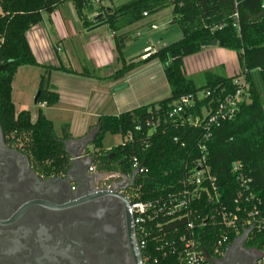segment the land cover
<instances>
[{
	"label": "trees",
	"instance_id": "16d2710c",
	"mask_svg": "<svg viewBox=\"0 0 264 264\" xmlns=\"http://www.w3.org/2000/svg\"><path fill=\"white\" fill-rule=\"evenodd\" d=\"M98 1L101 5L103 0ZM65 3L73 5L84 29L102 21L107 22L113 35L116 61L121 65L111 78L123 79L141 65L158 61L171 91L164 100L119 115L101 116L96 125L89 129V133L95 130L91 143L93 150L86 151L85 155L91 158L92 166L96 170L132 176L134 160L137 159L138 168L145 172L137 173L134 190L140 200L155 201L180 190V181L188 169L205 155L206 163L216 177L222 204L232 211L239 206L241 210L245 206L250 210L258 205L264 215V108L251 74L259 71L264 89V0H134L110 8V11L101 5L97 10L100 15L96 23L88 21L85 16L87 10H93L92 0H0L4 11V16L0 18V66L3 67L0 70V122L10 143L20 146L47 177H64L68 174L71 159L66 152L65 142L73 140V137L66 128L62 135H58L53 122L41 110L35 121H32L31 113L27 110L17 113L12 100V84L20 68H43L45 72L41 76L35 103L53 107L60 100L56 89L50 84L53 71L95 77V69L90 71L84 68L78 73L63 65H40L28 44L27 32L40 24L45 15L50 17ZM168 8L172 9L171 22L179 26L182 38L149 53L142 61L126 62L123 50L129 37L127 34H115L142 21L144 13L151 16ZM213 41L237 53L240 74L245 75L251 85V102L241 105L232 120L214 127L209 140L205 141L208 134L206 127L203 124L197 127L189 125V118L201 116L204 109L216 108L225 96L235 92L233 81L238 78L205 72L202 76L204 85L200 88L187 78L184 59L198 54L203 43ZM200 92H204L202 98L198 97ZM207 93L210 95L206 96ZM183 97L192 98L193 106L179 115L173 114L175 105ZM108 134L121 136L123 142L105 149L104 140ZM128 134L131 135L130 139ZM201 145L207 148L206 153L200 151ZM235 163L240 164L236 174L232 172ZM238 177H243L247 183L242 186ZM258 198L261 199L260 204L257 203ZM192 208L199 215L196 224L208 214L211 216L202 229L206 237L203 245L210 252L225 227L214 213H210L212 207L205 201ZM185 224L186 221L182 220L164 227L168 240H173L171 231L175 228L185 234ZM147 231L145 249L148 255L160 264H172L162 257V251L158 249L160 244H164L159 230L152 227ZM234 238L235 234L232 233L224 248ZM245 244L264 252V229L251 233ZM175 258L171 257L173 262Z\"/></svg>",
	"mask_w": 264,
	"mask_h": 264
},
{
	"label": "flooded vegetation",
	"instance_id": "af4514ba",
	"mask_svg": "<svg viewBox=\"0 0 264 264\" xmlns=\"http://www.w3.org/2000/svg\"><path fill=\"white\" fill-rule=\"evenodd\" d=\"M89 169L78 163L72 181L69 172L45 176L0 122V264H148L131 209L132 176ZM259 255L239 245L219 263L258 264Z\"/></svg>",
	"mask_w": 264,
	"mask_h": 264
},
{
	"label": "crops",
	"instance_id": "0c3cea01",
	"mask_svg": "<svg viewBox=\"0 0 264 264\" xmlns=\"http://www.w3.org/2000/svg\"><path fill=\"white\" fill-rule=\"evenodd\" d=\"M99 15L98 11L93 10L92 13H86L85 16H87L88 21L96 23V19ZM153 16L154 15L145 17L142 21ZM140 22L123 29L115 35L118 36L131 33V28L135 27ZM152 25L156 26L154 22L148 23L150 29ZM90 28L84 29L83 23L77 15L73 5L71 3H65L59 6L50 17L45 15L43 21L32 27L26 34L31 51L40 65H47L41 58V53L45 48L48 49V47L52 45L57 49L56 54L58 55L61 51V47H63L66 52L69 42L74 38H82L81 48L84 51V58L78 68L64 65L59 55L58 63H50L48 65L55 67L63 65L67 69L80 73L84 68H87L88 63H90L96 71L94 74L96 78L53 71L50 76V84L59 94L60 100L58 104L53 107H47L45 104L38 105L34 101L44 115L45 108L60 112L63 116L68 133L72 135L73 141L77 143L82 139L91 138L92 135H95V130L89 133V129L96 125L101 116L119 115L142 106H147L168 98L171 93L164 75L163 67L158 61L141 65L127 74L123 79L114 80L111 78L121 68L114 54L113 35L107 26L100 27L93 31H89ZM139 29L140 28H138V30ZM141 35L140 32L137 33V36ZM128 42H126V47ZM157 49H160V47L146 44L143 50L132 58H126L123 54L124 60L128 63L133 60L139 62L147 57L146 54L149 52L153 53ZM184 69L187 78L193 80L195 84L196 81L202 83V76L205 72H215L227 78L234 76L239 77L241 72L237 53L222 48L218 44L216 46L203 47L198 54L185 58ZM19 70L16 76L19 74ZM97 77H100V79ZM123 83H128V88L114 94L113 89ZM15 86L14 79L12 84V100L16 108L15 98H20L21 92L18 91L19 88L16 92ZM24 109L26 110V108H23V110ZM16 112L18 113L20 111L16 109ZM31 116L32 121H34L32 114ZM75 145L78 148L80 144ZM90 145L91 143L89 142L87 146L81 150L85 158H90L85 155ZM259 256L260 258L264 256V252H260Z\"/></svg>",
	"mask_w": 264,
	"mask_h": 264
},
{
	"label": "built area",
	"instance_id": "2783aa9c",
	"mask_svg": "<svg viewBox=\"0 0 264 264\" xmlns=\"http://www.w3.org/2000/svg\"><path fill=\"white\" fill-rule=\"evenodd\" d=\"M96 2L99 1L96 0ZM3 16L4 11L0 5V18ZM144 17H148L147 13H144ZM151 29H157V27L152 25ZM233 82L236 86L234 93L225 96L216 108L204 109L201 116L190 117L188 120L189 125L197 127L203 124L206 127L208 134L204 138L205 141L209 140L210 131L214 127H220L222 123L232 120L237 115L241 105L251 102V85L247 81L246 76L240 74ZM209 95V93L206 94V96ZM193 104L194 100L192 98L183 97L175 105L173 114L179 115L190 109ZM137 130H140V128H137ZM128 138H131L130 134H128ZM200 151L206 153L207 148L201 145ZM138 165V161L135 159V171L141 174L145 172L144 169L138 168ZM239 169L240 164L235 163L232 172L236 174ZM89 170L94 172L96 169L91 166ZM238 179L241 181L242 186L247 183L243 177H238ZM180 186V190L155 201L140 200L137 191L134 188L132 189L130 193L131 209L134 214V225L137 227L139 243L142 249L146 250L148 242L147 230L153 227L158 229L161 236L164 237V244H160L158 249L162 251V257L168 262H172V264H219L220 260L226 256L229 247L246 231L252 230L251 233H253L255 230L264 229V215L258 209V205H255L250 210L245 205L243 210H241L239 206L232 211L222 204L216 177L212 173L211 167L206 163L205 155L196 162L195 166L188 169L187 174L180 181ZM201 201H205L208 206L211 205L210 213H214L225 227L223 234L220 235L216 244L213 245V250L210 252L203 245L206 237L202 229L209 218L211 219V216L208 214L196 224L199 215L197 210L192 208L194 205L200 204ZM257 203H261L260 198L257 199ZM192 217H194L193 220ZM182 220L186 221V233L181 234L179 229L175 228L171 231L174 238L169 241L168 233L163 230L164 227ZM241 229L242 231H240ZM232 233L235 234L233 242L224 248L229 242ZM155 241L158 242V239L155 238ZM172 256L176 257L174 262L171 259ZM146 259L148 264H160L157 259L151 257L148 253ZM258 264H264V257Z\"/></svg>",
	"mask_w": 264,
	"mask_h": 264
},
{
	"label": "rangeland",
	"instance_id": "374dc122",
	"mask_svg": "<svg viewBox=\"0 0 264 264\" xmlns=\"http://www.w3.org/2000/svg\"><path fill=\"white\" fill-rule=\"evenodd\" d=\"M134 0H103L102 6L106 8L119 7L126 3H129ZM100 3L96 2V0H92V8L93 10H98L101 7ZM92 10V11H93ZM91 11V12H92ZM87 13L90 11L87 10ZM90 12V13H91ZM172 9H165L153 17L145 19L144 21L137 24L135 27L131 28L132 32L128 33L129 42L127 43V47L123 50V54L126 58H132L136 56L143 50V47L146 44H150L155 47H164L166 45L172 44L179 39L182 38V32L179 26L175 23H172ZM154 22L157 26L156 30H151L148 27V23ZM138 28H140L138 30ZM140 32L142 35L137 36V33ZM44 34V33H43ZM55 45V44H54ZM67 51L61 47V51L58 53L62 63L66 66H72L73 68H78L79 64L83 62L84 51L82 47V38H74L71 42L67 44ZM158 50V49H157ZM42 52V51H41ZM57 49L50 45L41 53V58L48 65L50 63H58V55ZM151 53V52H149ZM148 53V54H149ZM146 54V56H148ZM87 68L92 71L93 67L90 63H88ZM44 69L40 67H30L26 66L19 70V74L15 77V90L17 89L20 94V98H15L16 109L17 111H22L23 108L30 111L33 115V120L37 119L39 108L38 105L34 103L35 97L39 92V85L41 81V76L44 74ZM252 79L255 85V88L260 96V103L264 108V89L261 81V76L259 71H253ZM195 83V82H194ZM204 85L203 77L202 83L200 81H196V86L198 88ZM204 96V92H200L198 97L202 98ZM25 110V109H24ZM45 115L47 118L51 119L54 123L55 131L58 135L63 134V130L66 128L63 116L60 112H55L53 109L45 108ZM123 139L119 135H111L108 134L104 140V148L110 149L116 147L122 143ZM93 147L90 145L87 151H92Z\"/></svg>",
	"mask_w": 264,
	"mask_h": 264
},
{
	"label": "water",
	"instance_id": "95a60500",
	"mask_svg": "<svg viewBox=\"0 0 264 264\" xmlns=\"http://www.w3.org/2000/svg\"><path fill=\"white\" fill-rule=\"evenodd\" d=\"M108 11H110V8L108 9ZM103 26H107V22L106 21H102L99 24L91 27L89 29V31L96 30V29H98L100 27H103ZM216 45H217V42L216 41L203 43V47H206V46H216ZM2 69H3V67L0 66V70H2ZM127 88H128V83H123V84L115 87L113 89V93L114 94L119 93V92H121L123 90H126ZM37 96H38V94H37ZM37 96L35 97V100H36ZM93 138H94V135H92L91 138L82 139L79 143H77L76 141H73V140L65 142L66 152H67V154L69 155V157L71 159V161H70L71 168L69 170L68 178L71 177V173L74 171V169H75V167H76V165L78 163L85 162V165H86V167L88 169L91 167V165H92L91 158H85V157H83L81 150H83V148H85V146H87V144L89 142L92 143ZM74 144H80V147H79L78 151L72 153V152H70V148ZM136 175H137V172L135 171L133 173L132 177H131V182H132L131 184L132 185L134 184ZM69 181H72V178H70ZM251 231L252 230L246 231L237 241H235L229 247V249L227 250V253H228L229 250L237 249L239 245H241L242 247H244L245 246V243L247 242V239H248V237H249V235L251 233ZM227 253H226V255H227ZM263 257L264 256H262L260 258V260L263 259Z\"/></svg>",
	"mask_w": 264,
	"mask_h": 264
}]
</instances>
